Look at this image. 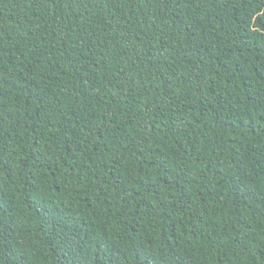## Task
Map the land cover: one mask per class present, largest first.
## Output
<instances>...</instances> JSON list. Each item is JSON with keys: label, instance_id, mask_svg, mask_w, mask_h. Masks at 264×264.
Returning <instances> with one entry per match:
<instances>
[{"label": "trees", "instance_id": "1", "mask_svg": "<svg viewBox=\"0 0 264 264\" xmlns=\"http://www.w3.org/2000/svg\"><path fill=\"white\" fill-rule=\"evenodd\" d=\"M0 264H264V0H0Z\"/></svg>", "mask_w": 264, "mask_h": 264}]
</instances>
